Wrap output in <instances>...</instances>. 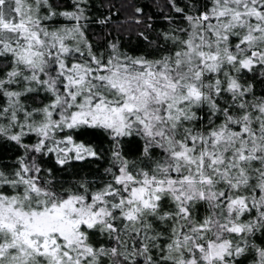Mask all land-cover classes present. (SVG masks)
Segmentation results:
<instances>
[{
  "label": "snow or ice",
  "instance_id": "1",
  "mask_svg": "<svg viewBox=\"0 0 264 264\" xmlns=\"http://www.w3.org/2000/svg\"><path fill=\"white\" fill-rule=\"evenodd\" d=\"M0 264H264V0H0Z\"/></svg>",
  "mask_w": 264,
  "mask_h": 264
}]
</instances>
